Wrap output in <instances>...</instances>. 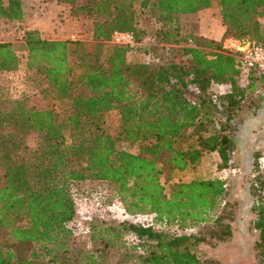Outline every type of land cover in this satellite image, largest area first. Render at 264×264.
I'll list each match as a JSON object with an SVG mask.
<instances>
[{"label":"trees","instance_id":"1","mask_svg":"<svg viewBox=\"0 0 264 264\" xmlns=\"http://www.w3.org/2000/svg\"><path fill=\"white\" fill-rule=\"evenodd\" d=\"M46 1L90 18L92 40L24 30L21 46L35 92L0 93V264H218L197 251L210 243L206 235L169 229L211 224L209 236L229 235L239 205L232 186L220 178L195 179L166 193L159 161L182 171L217 151V167L229 166L231 121L243 90L237 50L224 41L264 44V0ZM135 4L153 17L152 32L137 26ZM211 6L225 27L221 40L182 32L180 20ZM23 18L22 0H0V19ZM115 30L133 33L137 43L147 39L142 46L150 60L129 62L128 46L108 44ZM169 45L179 53L163 62L156 48ZM19 63L13 44L0 41V73ZM221 83L231 92L213 96L211 85ZM111 110L119 114L117 139L104 125ZM30 133L40 138L34 147ZM118 139L138 143V153L119 147ZM83 180L109 183L127 215L149 214L153 221L95 220L82 246L68 223L76 215L70 187ZM248 183L255 258L264 264L263 180L257 175Z\"/></svg>","mask_w":264,"mask_h":264},{"label":"rangeland","instance_id":"2","mask_svg":"<svg viewBox=\"0 0 264 264\" xmlns=\"http://www.w3.org/2000/svg\"><path fill=\"white\" fill-rule=\"evenodd\" d=\"M49 4L50 2L46 0H22L23 9L25 10V16L22 21L11 22L0 19V41H10L17 50L20 61L17 70L0 73V93L4 91L8 96L18 97L23 93L33 94L35 92V88L29 79V73L25 67V52L23 46H21L23 43L22 36L24 30L29 26V19H31L32 12L36 10V12L39 13L38 15L43 16V12L50 10V15L56 16V20H58V13H64L66 16L70 15L68 5L57 3L60 6L55 4L54 7H50ZM215 9L217 10V15L220 19L219 10L217 7H215ZM135 11L137 26L144 28L146 32H152L154 30L153 17L148 13L140 12L137 4H135ZM70 16V20L73 23H68L65 26L70 30L67 33V39L91 41L92 20L90 18L79 19L73 15ZM187 20H180L179 26L182 32L195 31L196 28L194 27V21L189 22V19ZM63 21V19L59 20L61 23H63ZM261 21L264 23V15L261 17ZM145 41H147V39H144L142 42L137 43L134 48H131L132 51L127 56L129 62L150 60V54L145 52L144 47L142 46ZM230 41L231 40L224 41V46L235 48L239 44L236 41H232L236 42L232 45ZM169 46L170 48L167 47L163 50L156 48V53L161 56L163 62H166L173 54L179 53L178 50L171 49V45ZM105 54L106 49L102 48L100 52L101 58H104ZM241 106H243L242 102H240L239 108H241ZM103 117L106 129L117 139V128L119 125L118 111L111 110L106 112ZM39 139L37 133H30L27 137L29 147H34ZM117 144L119 147L133 153H138V143L129 144L118 139ZM197 163H199V160L195 165L189 166L182 171H169L164 166L163 162L159 161V166L162 168L160 182L163 184L165 192L168 193L170 187L174 183L188 182L192 177H200V174L193 169ZM212 173L213 172H211L210 175H212ZM246 182L247 181L245 180L236 181L235 189L232 191V195L234 198L238 199L239 205L235 210L236 218L233 221L231 233L229 235L221 234L222 236L219 238L209 236L210 231L213 229L211 224H204L186 229H179L176 226H171L169 230L176 234L194 233L206 235L210 240V243L201 244L197 251L203 257L215 259L218 264H259L258 260L255 258L256 250L254 246V240L257 238V233L250 229L251 220L254 218V215L250 211V193L245 188ZM70 189L75 201L76 215L74 219L68 223V227L77 237V242L82 246L88 245L87 237L89 224L95 220H129L135 223L144 224L153 221V215L149 214L134 216L127 215L115 194L113 186L105 181L83 180L73 183Z\"/></svg>","mask_w":264,"mask_h":264},{"label":"crops","instance_id":"3","mask_svg":"<svg viewBox=\"0 0 264 264\" xmlns=\"http://www.w3.org/2000/svg\"><path fill=\"white\" fill-rule=\"evenodd\" d=\"M55 4L57 2L54 1L49 5L54 7ZM38 14L36 10L32 12L27 29H37L41 36L47 39L68 38L67 33L70 30L65 26L73 23L70 15L58 13V20H56V16L50 15V10L43 12V16ZM61 19L64 20L63 23L59 22ZM188 19L189 22L194 21L195 35L215 41L221 40L225 27L215 7L202 9L189 15ZM230 42L232 45L236 43ZM237 83L243 90L240 101L243 106L236 110V115L231 121L234 141L231 162L228 167L218 168L217 165L221 162L219 153L205 152L193 168L200 177H192L190 180L220 178L232 186V191L235 189L236 181L245 180L247 181L245 188L249 191L248 180L259 175L258 161L264 156V72L257 70L240 72ZM210 89L215 95L225 94L231 92V85L229 83L212 84ZM211 172H213L212 175H210Z\"/></svg>","mask_w":264,"mask_h":264},{"label":"built area","instance_id":"4","mask_svg":"<svg viewBox=\"0 0 264 264\" xmlns=\"http://www.w3.org/2000/svg\"><path fill=\"white\" fill-rule=\"evenodd\" d=\"M108 43L117 46H128L130 49L137 45L133 33L118 30L112 32ZM191 43L192 41L189 40V44ZM235 48L237 50L236 68L239 70V73L250 70L264 72V44L251 41L238 44ZM213 96H215V94H213ZM230 162L231 159L229 160V163ZM258 171L263 180L264 188V156L258 161Z\"/></svg>","mask_w":264,"mask_h":264}]
</instances>
